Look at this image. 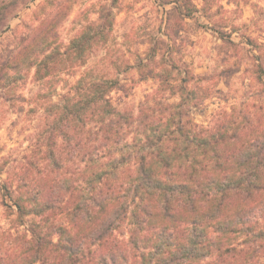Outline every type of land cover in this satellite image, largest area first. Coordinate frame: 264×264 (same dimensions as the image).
<instances>
[{
	"label": "clouds",
	"instance_id": "clouds-1",
	"mask_svg": "<svg viewBox=\"0 0 264 264\" xmlns=\"http://www.w3.org/2000/svg\"><path fill=\"white\" fill-rule=\"evenodd\" d=\"M0 264H264V0H0Z\"/></svg>",
	"mask_w": 264,
	"mask_h": 264
}]
</instances>
